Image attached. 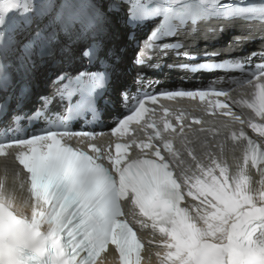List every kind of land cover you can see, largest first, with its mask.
<instances>
[{
    "label": "snow or ice",
    "instance_id": "snow-or-ice-1",
    "mask_svg": "<svg viewBox=\"0 0 264 264\" xmlns=\"http://www.w3.org/2000/svg\"><path fill=\"white\" fill-rule=\"evenodd\" d=\"M175 5H180V0H173ZM17 5L12 3V0H5L2 6L3 13H8L9 8H15ZM220 11L224 16L240 15L247 11L249 16H256L260 13L261 19L264 20V10L262 9H234L221 6ZM163 13L165 19L169 17L183 18L189 15V7L176 8L167 7L153 9L152 14ZM4 14H0L3 16ZM4 23V19H0V25ZM24 31L31 30V44L38 40H43L44 30L38 26L33 28L31 20L25 21ZM31 44L29 48L31 47ZM87 56V52L84 53ZM261 72H264L262 70ZM3 73L0 71V77ZM63 76L58 77V80H63ZM60 88V84L54 82ZM252 107L258 117L264 118V84L257 85V91L253 102L249 105ZM74 132V131H73ZM259 135L264 136V131L257 129ZM47 131L34 133L32 136L39 135L40 141L51 140L52 149L49 152L47 145L44 146L42 153H37L35 148L30 147L28 154H20L21 164L32 173V178L37 182L40 194L46 199L55 202L61 209V215L57 220L63 224L67 222L73 233H80L87 237L90 241L98 238L101 235H106L112 222L113 213L109 207L108 200L104 193L99 189L96 178L91 174L86 165L78 157L72 155L71 152L63 149L56 142L55 137L46 135ZM79 135V132H74ZM25 142L31 144L38 143L33 141L31 137L26 140L15 141L18 145H23ZM253 160L258 166L264 164V154L254 156ZM264 174V170H261ZM264 200V196H261ZM251 203V200L248 201ZM55 211V210H54ZM259 210H255L245 218L246 224L255 225L259 221ZM121 238H126L121 233ZM29 242L19 240L15 241L11 246L12 264H23L22 257L27 252ZM34 246V245H31Z\"/></svg>",
    "mask_w": 264,
    "mask_h": 264
},
{
    "label": "bare ground",
    "instance_id": "bare-ground-1",
    "mask_svg": "<svg viewBox=\"0 0 264 264\" xmlns=\"http://www.w3.org/2000/svg\"><path fill=\"white\" fill-rule=\"evenodd\" d=\"M102 8L98 12V15L102 20L101 23L105 31V35H106L105 38L108 41L107 43L112 45V49H113L112 54H114L115 58L118 59L119 61L117 64V68L121 69L123 64L129 63V57H128L129 51L128 50L125 51L122 47H120L119 50H116L115 44L119 40L118 38L122 37L124 31L115 27V25L112 22L111 15L103 12ZM254 49L256 51L258 50L257 47H254ZM35 78L36 80H38L37 76H35ZM174 78H177V76L175 75ZM116 79L120 81L123 80L127 81L129 77L126 74H124L122 76V79L120 76H117ZM114 87L118 89L121 87V85H118L117 82H115ZM244 96L246 95H243L242 99L244 98ZM17 181L19 183L20 188L22 189L23 197L25 198V200L29 202L31 205H33V207H38L37 206L38 203L36 201L30 200L28 193L26 192L25 189L24 177L18 171H17ZM261 196H264V188L261 191H256V189L253 188L248 193V200H251V203L242 206H254L253 210L258 209L259 212L260 211L264 212L263 210L264 200L261 199ZM191 201L193 206H205L204 204H201V200L199 199H191ZM246 209L247 208L245 207H241V211H244L245 215H247V212H245ZM204 215L206 216L205 221L198 220V223L200 225L198 229L201 230V234H199V236L195 238V243H196L195 246L196 248H198L204 243L214 241L215 244L213 245L216 246V248L220 253H223V257L225 258L227 256V253L225 252L227 249V241L225 239V236L231 230L232 224L234 225L235 222L238 221V219H236V217H232L227 219L226 221H223L218 218L217 214H212L210 210H204ZM211 221L213 222L212 225H210ZM142 233L149 237L146 247L149 251L154 253V256L152 258L153 264H191V262H188L186 260V258L182 253L172 251V249L170 248L171 243H168L166 240H164L162 236L156 233V231L147 228V229H142Z\"/></svg>",
    "mask_w": 264,
    "mask_h": 264
},
{
    "label": "rangeland",
    "instance_id": "rangeland-1",
    "mask_svg": "<svg viewBox=\"0 0 264 264\" xmlns=\"http://www.w3.org/2000/svg\"><path fill=\"white\" fill-rule=\"evenodd\" d=\"M118 39H121L120 37L118 38ZM123 41L125 40V37H123V39H122ZM119 41V40H118ZM118 41H117V43H118Z\"/></svg>",
    "mask_w": 264,
    "mask_h": 264
}]
</instances>
